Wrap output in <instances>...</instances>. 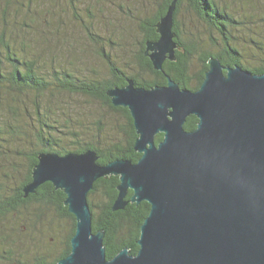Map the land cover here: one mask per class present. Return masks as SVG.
Returning a JSON list of instances; mask_svg holds the SVG:
<instances>
[{
	"label": "water",
	"instance_id": "1",
	"mask_svg": "<svg viewBox=\"0 0 264 264\" xmlns=\"http://www.w3.org/2000/svg\"><path fill=\"white\" fill-rule=\"evenodd\" d=\"M176 3L156 24L159 38L145 45L158 71L175 59ZM207 64L195 91L168 76L165 85L144 88L127 79L107 90L113 106L129 111L136 162L101 165L92 149L37 154L23 196L50 182L75 219L70 252L56 264H264V74L216 57ZM189 115L198 118L192 131L183 127ZM106 176L119 178L113 211L128 202L150 205L135 255L123 248L106 259L104 233L92 232L87 195Z\"/></svg>",
	"mask_w": 264,
	"mask_h": 264
},
{
	"label": "rangeland",
	"instance_id": "2",
	"mask_svg": "<svg viewBox=\"0 0 264 264\" xmlns=\"http://www.w3.org/2000/svg\"><path fill=\"white\" fill-rule=\"evenodd\" d=\"M214 1L241 21L231 29L233 39L242 48L243 64L257 65L264 51V0ZM158 3L159 0H0V58L4 59L7 45L19 57L35 60L47 79L53 69L84 79H101L110 75L101 55L108 53L117 67L130 74L138 68V23L153 15ZM176 20L182 41L196 42L212 52L221 47L219 34L195 14L186 0ZM198 69L200 63L195 58L191 72ZM40 119L56 128L54 134L68 148L74 134L92 141H111L124 135V117L91 96L56 89L41 96L34 92L20 94L13 87L0 85V187L5 193L25 179L28 156L41 147L35 135ZM90 197L94 203H102L99 194ZM70 229L71 222L53 209L28 204L0 221V236L6 237L0 239V264H33L39 256L52 257L64 247Z\"/></svg>",
	"mask_w": 264,
	"mask_h": 264
},
{
	"label": "trees",
	"instance_id": "3",
	"mask_svg": "<svg viewBox=\"0 0 264 264\" xmlns=\"http://www.w3.org/2000/svg\"><path fill=\"white\" fill-rule=\"evenodd\" d=\"M184 0H177L173 17V31L175 32V59L165 60L162 64V70L158 71L152 67L151 61L145 54V45L147 42H154L159 38L156 31V24L165 14V11L171 0H159L157 10L153 15L142 18L138 23L141 39L135 51L137 70L127 74L124 70L117 67L108 53H102L104 62L110 71L107 78L84 79L66 71L52 70L51 78H45L41 73V68L35 60L24 59L15 52L9 50L6 45L4 59L0 58V85L13 87L18 93L34 92L41 96L48 90L67 91L68 93L83 94L100 100L109 110L120 113L125 123L123 126V136L111 141L84 140L76 137L72 145L66 147L62 139L54 134L56 128L49 124L47 120H37V130L35 132L36 140L41 146L39 149L31 152L28 156V172L23 179L10 193L0 187V221L13 216L28 204H37L39 208L53 209L62 219L71 222L70 232L64 239L62 247L52 257L48 255L39 256L33 264H56L58 260L65 257L70 252V238L75 230L74 216L67 211L64 205L65 194L62 190L56 189L50 182L41 184L33 193L23 196L22 187L31 181L32 168L37 162V154L40 152H54L63 155L68 152L82 153L88 149L96 151L98 155L97 163L105 165L116 159H128L136 162L141 154L133 148L134 140L137 137L132 119L127 108L115 107L111 104L110 98L106 92L112 87H122L127 79H132L135 86L151 88L156 85H165L166 77H170L177 82L180 88L195 91L203 81L204 73L208 69L207 61L210 57H216L224 66L240 65L255 74H264V51L259 54L257 65L248 66L243 64V52L239 44L233 39L232 28L239 25L232 12L224 7L218 6L214 0H186L189 7L195 14L210 28L215 30L221 37V47L219 50L210 51L196 42L182 41L180 38L178 21L176 16ZM88 27H86V30ZM91 39L96 41L93 32L87 30ZM88 35V34H87ZM214 46V43L211 44ZM261 50V49H260ZM200 63V69L191 72L193 59ZM4 67L8 68L7 70ZM146 75V76H145ZM37 115H39L37 113ZM198 118L195 115H189L183 127L187 131L196 128ZM161 133L155 136V142L162 139ZM100 138V137H99ZM118 176H106L97 179L93 188L87 195V202L91 211L92 232L101 231L104 233L103 246L105 248L106 259L113 258L120 250L127 248L130 254L135 255L138 251L137 240L139 237L140 226L149 213L150 205L146 201L140 203L128 202L122 209L113 211L112 203L117 195ZM99 194L102 198L101 204L92 201L91 195ZM132 191H128L126 199H129ZM5 239L6 237H1ZM20 262V261H17Z\"/></svg>",
	"mask_w": 264,
	"mask_h": 264
}]
</instances>
